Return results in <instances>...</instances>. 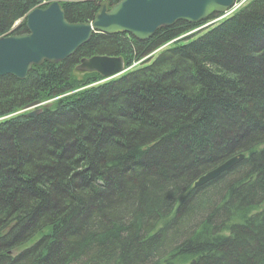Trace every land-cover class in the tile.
Masks as SVG:
<instances>
[{
	"label": "trees",
	"instance_id": "16d2710c",
	"mask_svg": "<svg viewBox=\"0 0 264 264\" xmlns=\"http://www.w3.org/2000/svg\"><path fill=\"white\" fill-rule=\"evenodd\" d=\"M53 1L0 0V37L19 21L12 33H26L27 14ZM58 1L71 23H91L103 2ZM202 24L147 40L95 33L24 80L0 77V120L15 113L0 121L2 264H264V0L180 39ZM95 55L142 61L102 82L76 70ZM35 101L50 105L19 111ZM119 105L133 109L127 122Z\"/></svg>",
	"mask_w": 264,
	"mask_h": 264
},
{
	"label": "water",
	"instance_id": "95a60500",
	"mask_svg": "<svg viewBox=\"0 0 264 264\" xmlns=\"http://www.w3.org/2000/svg\"><path fill=\"white\" fill-rule=\"evenodd\" d=\"M134 3L138 5L131 7ZM217 3L229 8L234 5L235 0H124L111 11H102L91 23L84 25L66 22L65 13L57 3L45 10L35 9L27 15V25L35 27L33 35L0 38V77L13 73L24 78L32 62L42 65L44 62L64 61L87 43L96 30L106 29L111 34L127 33L139 40H147L158 30L171 27L179 21L200 23L207 20L215 12L213 6ZM29 39L40 40L41 43H31ZM77 69L98 72L106 80L126 71L122 57L83 58ZM244 158L245 154L230 158L195 182V187L217 178Z\"/></svg>",
	"mask_w": 264,
	"mask_h": 264
},
{
	"label": "bare ground",
	"instance_id": "6f19581e",
	"mask_svg": "<svg viewBox=\"0 0 264 264\" xmlns=\"http://www.w3.org/2000/svg\"><path fill=\"white\" fill-rule=\"evenodd\" d=\"M122 1H124V0H119L118 2H116L114 5H111V2H110V0H104L103 2H102V5H101V8H100V10L97 12V14H96V16L98 15V14H100V13H103L102 11H106V9L108 10V11H111L115 6H117L119 3H121ZM133 1H135V0H133ZM140 1H142V0H140ZM147 2H148V0H146ZM54 3H57L61 8H62V10L64 11V13H65V10H64V8H63V6H62V4H61V2L60 1H53V2H51L47 7H39V8H37V9H41V10H45V9H47L49 6H51L52 4H54ZM142 3V2H141ZM150 3V2H149ZM237 3H239L238 2V0H235V3H234V5H232L231 7H229V8H227V7H222L219 3H217V4H214V6H213V11H215L212 15H218L219 17L218 18H220V19H222V18H224L225 16H230L231 15V11H232V9L234 8V6H237ZM124 5V4H123ZM138 4L137 3H134V5H132L131 7H136ZM147 7H143V9H146ZM149 8H152V6H150ZM153 8L154 9H156V7L155 6H153ZM239 8V7H238ZM235 9V8H234ZM35 10V9H34ZM33 11V10H32ZM107 12V11H106ZM29 14V13H28ZM27 14V15H28ZM104 15V14H103ZM96 16H95V18H96ZM218 18H216L217 20H218ZM65 20H66V22H68V23H70V24H81V25H84L85 23L84 22H80V23H71V22H69L67 19H66V15H65ZM27 21H28V16H26V19H25V25H26V28H27V32L26 33H24V34H10V33H12L13 31H14V29H16V27L20 24L19 22H21V21H19V22H17L15 25H14V27H13V29H12V31L9 33V34H7V35H5V36H2V37H7V36H13V35H18V36H31V35H33V31L35 30V27L33 26V25H27ZM187 22V21H186ZM189 23V22H188ZM191 24H193V23H191ZM64 29H66V30H68L67 29V27H64ZM106 30V29H105ZM105 30H103V29H99V30H96V32L95 33H107V31H105ZM94 33V34H95ZM94 34H92V36L94 35ZM107 34H111V33H107ZM91 36V37H92ZM2 37H0V38H2ZM29 41L31 42V43H36V44H40L41 43V41L40 40H35V39H29ZM30 51H32L33 49L32 48H28ZM25 51V53H27V50L25 49L24 50ZM97 58H100V57H112V58H120V57H122V56H110V55H95ZM92 57H94V56H92ZM86 58H91V57H86ZM66 60V59H65ZM81 61V60H80ZM127 64V63H126ZM79 65V64H78ZM77 65V66H78ZM34 66H40V65H38V64H36V63H34V62H32L31 63V65H30V68L28 69V71H27V74H26V77H24V78H21V77H19V76H17L16 74H13V73H11V74H7V75H11V76H13V77H16V78H18V79H20V80H24V79H26L27 78V76H28V74H29V72L31 71V69L34 67ZM76 70L77 71H80V70H78L77 69V67H76ZM80 72H84V71H80ZM5 76V75H4ZM2 77V76H1ZM45 105H50V104H43L42 102H39V101H35V102H33V103H31V104H29L25 109H24V111H28V110H31L29 113H28V116H35V115H37V114H39V113H41L42 111H43V107L42 106H45ZM218 168V167H217ZM216 169V168H215ZM230 170V169H229ZM212 171V170H211ZM211 171H209V172H211ZM226 171H228V170H226ZM225 172V171H224ZM223 173V172H222ZM221 173V174H222ZM207 174V173H206ZM206 174H204V175H206ZM204 175H202L196 182H198ZM214 180V179H213ZM211 181V180H210ZM209 180L208 181H205V182H203V184L202 185H200V186H198V187H201V186H203V185H205L206 183H208V182H210Z\"/></svg>",
	"mask_w": 264,
	"mask_h": 264
},
{
	"label": "rangeland",
	"instance_id": "374dc122",
	"mask_svg": "<svg viewBox=\"0 0 264 264\" xmlns=\"http://www.w3.org/2000/svg\"><path fill=\"white\" fill-rule=\"evenodd\" d=\"M102 1H104V0H102ZM110 1H112V0H110ZM115 1V0H114ZM238 2L239 3H237V6H234V8L232 9V11H231V15H233V14H235L236 12H238L242 7H244L247 3H243V2H241V1H239L238 0ZM48 4V3H47ZM239 7V8H238ZM37 8H39V7H37ZM37 8H35V9H37ZM230 15V16H231ZM229 16H225L224 18H222V19H220V18H218V20H217V22L218 21H223L224 19H226V18H228ZM203 27H205V25L203 26ZM202 27V28H203ZM198 28V27H197ZM204 30V29H203ZM203 30H201V32L203 31ZM191 32H193L194 34H192V35H189V33H191ZM191 32H188V33H185L184 35H182L184 38L185 37H187V38H185V39H182V37L180 38V39H182V40H184V41H186V40H188V39H190V38H195L197 35H199L198 33H200V32H198V31H196V30H193V31H191ZM10 34H13V33H10ZM183 41V42H184ZM169 46H171L172 44H168ZM168 46V47H169ZM155 52V51H154ZM157 53V51L154 53V54H156ZM171 67L169 68V67H165V68H161L160 70H159V74L158 75H168L169 73H170V71H171ZM80 72V71H79ZM185 72H183V74H184ZM127 89H125L124 91H126ZM185 101H189V98H185ZM43 104H50V102H46V103H43ZM42 107H44V106H42ZM119 107H120V105H119ZM129 109H130V103H129V107H128ZM133 110V109H132ZM131 110V111H132ZM19 111H22V112H25L24 111V109L22 108L21 110H19ZM31 110H28V112H30ZM119 111H120V114H121V116L119 115V120L120 121H122V122H124V121H126L127 122V120H129V116H130V112L131 111H129V110H127L126 108H122V107H120L119 108ZM128 113V115H126ZM15 114V113H14ZM14 114H11V115H14ZM125 114V115H124ZM11 115H7V116H5V117H7V118H9ZM9 116V117H8ZM123 116H126V118H124ZM128 116V117H127ZM5 117H3L4 119H7V118H5ZM4 119H1L0 121H2V120H4ZM86 133H88V131L86 132ZM47 136V135H46ZM118 142H120V139L119 138H116V137H114V142L113 143H118ZM75 144H77V143H75ZM78 145V144H77ZM227 146H229V145H227ZM49 149H51V150H55V151H57V153H59L60 154V149L59 148H56V147H54V146H51V147H49L48 148V150ZM72 153V152H71ZM71 153H69V151H65V154H66V156L68 157V158H70L71 157ZM9 163H11L12 165H9ZM8 166V168L10 169V168H12V167H16V165H17V162L16 161H9L8 160V164H7ZM47 165V164H46ZM44 177L45 176H42V178L44 179ZM81 176H79L78 178H77V182L79 183V184H82L84 181H83V179L82 178H80ZM54 179H55V181L57 180L55 177H53ZM199 179V178H198ZM212 181V180H211ZM52 182V181H51ZM1 185V184H0ZM61 187V186H60ZM194 187H195V185H194ZM61 189L62 190H64V192L65 191H67V190H65L66 189V187L65 188H63V186L61 187ZM108 208L109 207H107V206H105V209H104V212L105 213H108ZM71 226L69 225V227L67 228V230L64 232L65 233V236H64V238L66 237V236H68L69 234H71ZM78 228V227H77ZM87 230V229H86ZM85 230V231H86ZM70 231V232H69ZM69 232V233H68ZM72 232H74L73 230H72ZM82 232H80V234H81ZM77 235H79V231H78V233H76L75 234V236H77ZM59 239V238H58ZM57 239V240H58ZM59 242H62V240L61 239H59ZM2 261H0V264H2L1 263ZM87 264H91V263H88V262H86ZM79 264H81V261H80V263Z\"/></svg>",
	"mask_w": 264,
	"mask_h": 264
}]
</instances>
